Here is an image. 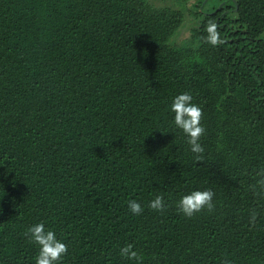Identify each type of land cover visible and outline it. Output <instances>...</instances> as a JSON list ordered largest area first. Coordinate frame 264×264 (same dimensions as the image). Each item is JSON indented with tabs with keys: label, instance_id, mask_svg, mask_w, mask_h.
<instances>
[{
	"label": "trees",
	"instance_id": "16d2710c",
	"mask_svg": "<svg viewBox=\"0 0 264 264\" xmlns=\"http://www.w3.org/2000/svg\"><path fill=\"white\" fill-rule=\"evenodd\" d=\"M0 0V264H35L44 223L61 264H264V0ZM209 19L222 44L204 42ZM189 93L206 129L195 160L174 124ZM211 189L215 211L179 199ZM163 195V213L148 207ZM136 200L144 211L128 208ZM259 213L255 227L249 211Z\"/></svg>",
	"mask_w": 264,
	"mask_h": 264
},
{
	"label": "clouds",
	"instance_id": "9594fccd",
	"mask_svg": "<svg viewBox=\"0 0 264 264\" xmlns=\"http://www.w3.org/2000/svg\"><path fill=\"white\" fill-rule=\"evenodd\" d=\"M206 36L202 37L204 42L217 46L223 43L215 20L209 19L206 25ZM170 110L174 113V124L182 130L187 137V143L190 151L194 154L195 160L199 163L204 159V146L200 143L201 137L206 129L201 121L204 117L203 109L200 105L193 103L191 94L185 92L178 94L173 98ZM253 179L255 183L249 185L253 195L264 200V167L259 168ZM215 193L211 189L194 190L183 195L177 202V211L187 218H192L195 214L207 210L209 213L215 211L213 198ZM148 207L154 211L163 213L166 210L164 196L157 195L152 199ZM128 208L134 215H141L143 207L136 200L128 201ZM260 213L255 209L249 211V225L255 227ZM24 235L30 242L39 246L38 254L35 257V264H61L62 258L68 253V246L59 240L55 232L45 228L44 223L32 225L26 229ZM119 255L122 258L136 261V264H143V255L134 250V245L129 243L120 248ZM223 264H232L225 258Z\"/></svg>",
	"mask_w": 264,
	"mask_h": 264
},
{
	"label": "rangeland",
	"instance_id": "374dc122",
	"mask_svg": "<svg viewBox=\"0 0 264 264\" xmlns=\"http://www.w3.org/2000/svg\"><path fill=\"white\" fill-rule=\"evenodd\" d=\"M206 1V0H205ZM154 6L159 8H172L175 10L183 11V23L179 29L177 35L174 37V42L179 44L187 40V37L190 35L191 27L194 25V19L190 12L189 8L194 4L193 0H149Z\"/></svg>",
	"mask_w": 264,
	"mask_h": 264
}]
</instances>
